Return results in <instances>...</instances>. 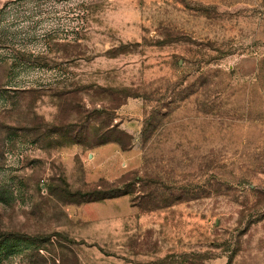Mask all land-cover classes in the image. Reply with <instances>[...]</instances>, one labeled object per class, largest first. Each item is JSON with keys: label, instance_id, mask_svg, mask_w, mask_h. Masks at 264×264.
Here are the masks:
<instances>
[{"label": "rangeland", "instance_id": "rangeland-1", "mask_svg": "<svg viewBox=\"0 0 264 264\" xmlns=\"http://www.w3.org/2000/svg\"><path fill=\"white\" fill-rule=\"evenodd\" d=\"M0 264H264V0H0Z\"/></svg>", "mask_w": 264, "mask_h": 264}]
</instances>
